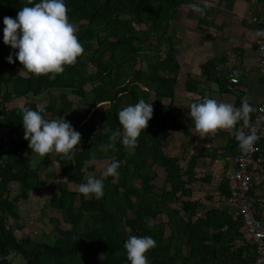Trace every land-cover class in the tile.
<instances>
[{"label":"trees","instance_id":"trees-1","mask_svg":"<svg viewBox=\"0 0 264 264\" xmlns=\"http://www.w3.org/2000/svg\"><path fill=\"white\" fill-rule=\"evenodd\" d=\"M186 1L66 0L70 22L85 21L76 30L84 52L75 64L65 66L63 73L50 79L51 74L37 77L29 72L26 76L12 73L23 66L18 60L12 64L6 60L17 50L3 42V18H15L28 0H0V131L6 129L0 137V264H15L17 258L22 260L20 264H130L124 243L131 233L151 236L156 241V247L146 253L149 264H248L254 259L255 247L246 238L239 216H232L227 204L207 209L204 217L196 216L201 202L192 198L191 186L211 180L198 171L199 159L209 156L214 160L217 150L204 147L199 156H169L162 148L173 115L179 70L173 37L167 30L177 8ZM152 37L154 45L149 43ZM140 60L145 69L137 66ZM217 64L212 59L202 66L207 81L219 83L224 77L216 71ZM184 85L186 92L200 94L191 104L206 97L198 91L196 79ZM85 86L90 89L86 91ZM42 91L49 93L46 105L27 101L22 106H9L14 99L34 97ZM67 92L79 97L75 110ZM140 99L153 102L154 111L136 147L129 149L118 141L114 149L105 148L109 135L104 129L122 131L118 111ZM165 99L169 101L165 103ZM104 103L108 106L99 111L97 106ZM37 106L45 109V119L65 117L81 133V146L72 159L59 153L54 158L51 153L41 157L29 149L21 109ZM253 115L247 125L238 123L246 128L245 133ZM215 134L225 135L221 130ZM257 145L255 158L260 148L264 157L260 138ZM239 149L233 136L224 151L233 158ZM95 160H109L108 165L113 160L120 162L118 177L100 178L104 180V196L99 200L67 187L68 182L78 186L85 183V163ZM53 161L66 181L58 182L59 194L49 204L61 211L62 222L69 228L49 218L56 231L52 242L18 239L8 219H19L16 202L40 188L39 170L48 169ZM153 167L163 170L169 189L155 192L152 182L158 170ZM48 175L53 177L51 171ZM12 182L17 183L18 193L10 198ZM231 186L224 174L218 185L220 195L227 198ZM254 188L252 184V199ZM174 201L181 205L180 211ZM17 228L21 229L19 225ZM243 252L247 258L238 261Z\"/></svg>","mask_w":264,"mask_h":264},{"label":"crops","instance_id":"crops-1","mask_svg":"<svg viewBox=\"0 0 264 264\" xmlns=\"http://www.w3.org/2000/svg\"><path fill=\"white\" fill-rule=\"evenodd\" d=\"M198 4L203 14L194 12L190 5ZM202 21V23H200ZM264 26V0H187L177 8L167 33L173 37L174 55L179 70L174 84L173 115L168 136L162 142L165 154L199 156L206 148L217 150L213 160L206 156L199 159L198 171L208 175L210 182L197 181L192 184L193 199L201 202L197 217H204L211 207H226V198L220 195L218 185L226 171H233L232 156L225 153L229 139L237 132H245L238 124L233 129H221L224 137L217 134L201 137L195 133L190 118V105L199 96L185 91V82L198 81L197 89L204 96L232 103L239 108L247 101L253 111L264 101V82L258 70L257 46L260 37L257 29ZM167 45H165L166 48ZM212 59L218 61L216 71L224 76L219 83L207 81L202 74L203 65ZM224 59V60H222ZM236 79L233 83L229 79ZM198 92V93H199ZM197 96V97H196ZM169 100L165 99V103ZM187 128V130H185ZM264 148V127L260 137ZM258 153V162L251 167L254 195V211L264 226V157ZM183 160L180 164L183 165ZM229 213L237 212L229 207ZM243 227V226H242ZM238 261L247 258L245 252Z\"/></svg>","mask_w":264,"mask_h":264},{"label":"clouds","instance_id":"clouds-1","mask_svg":"<svg viewBox=\"0 0 264 264\" xmlns=\"http://www.w3.org/2000/svg\"><path fill=\"white\" fill-rule=\"evenodd\" d=\"M190 7L194 12L203 14L204 10L198 4ZM68 12L66 0H28V4L18 11L15 18L5 16L3 42L17 50L9 54L7 62L12 64L18 60L23 69L32 75L39 77L51 74L50 79L63 73L65 66L75 64L84 48L69 20ZM255 35L264 37V29H257ZM152 103L140 99L135 104L121 108L118 120L122 131L104 129L109 135V144L105 148L114 149L119 141L126 148L134 149L138 137L153 117ZM189 109L195 133L201 137L210 136L221 129H233L241 121L247 125L253 111L247 101L237 108L232 103L209 97L191 104ZM44 112L45 109L40 106L36 109H21L24 139L29 142V149L41 157L54 152L72 159L78 151L76 146L81 142V133L65 117L45 119ZM259 138L255 127H251L248 133L235 134L242 152L251 151ZM119 167L120 162L113 160L101 175L118 177ZM78 192L99 200L104 196V180L90 176L79 185ZM154 247L156 241L151 236L131 235L124 243L130 264H149L146 253Z\"/></svg>","mask_w":264,"mask_h":264},{"label":"rangeland","instance_id":"rangeland-1","mask_svg":"<svg viewBox=\"0 0 264 264\" xmlns=\"http://www.w3.org/2000/svg\"><path fill=\"white\" fill-rule=\"evenodd\" d=\"M85 21H82L80 23H84ZM80 23H72L74 28L77 30L78 25ZM139 28V27H136ZM2 26L0 24V37H2ZM95 43V41H93ZM149 43L154 45L156 43L155 38H151L149 40ZM137 66H141L142 69L146 68V65L144 61L140 60L138 62ZM12 73L14 74H19L22 76L28 75V72L23 69V68H17L14 70ZM90 88L89 86H85V90L88 91ZM67 97L69 100L73 102V109L75 110L78 107V100L79 97L76 95L67 92ZM151 100H153V97H151ZM27 101H33L37 102L39 105H46L49 102V93L46 91H42L39 95L37 96H32V97H24V98H17L14 99L9 106H22L25 102ZM108 105L107 103L98 105L97 108L99 111H102L104 108H106ZM6 129H2L0 131V137L5 134ZM187 130V128L185 129ZM82 141V137H81ZM81 146V142L79 145H77V149H79ZM57 153H51V157L54 158V156ZM109 160H104V161H88L85 163V166L83 168L85 172V177L84 179L87 180L90 176H94L96 178H101L102 177V172L106 169L108 166ZM90 166H92L93 169H88ZM154 169L158 170L157 178L152 182L155 186L154 190L155 192H160L161 190L164 189H169V185L165 182V173L163 170H160L161 168L159 167H153ZM53 174V177L51 175H48V173ZM39 178H40V188L38 190H33L28 193V198L25 200L20 199L17 204L18 208V214H19V219L14 220L9 218L8 219V226H10L16 238L21 239V238H26L30 237L33 238L36 241H43V242H52L53 235L56 234V231L54 229L53 224L50 222L49 218L56 219L62 228H69V225L65 224L62 222V217H61V211L58 209L51 208L50 206V200L53 198H56L58 196V189L57 185L58 182H65L66 181V176L60 172L59 166L56 162L53 161L51 164V167L48 169L46 168H41L39 170ZM67 187L70 190H78V185L73 184V183H67ZM10 188V198L15 197V195L18 193V185L15 182H12L9 185ZM174 203H171L172 205L174 204L177 209L180 211V204L174 201ZM182 214V212H181ZM180 214V215H181ZM185 217V216H184ZM151 224L153 223L152 221L150 222ZM17 225L21 227L17 228ZM169 229L166 228V235H168ZM131 235H135L131 233ZM13 260V259H12ZM22 262V260H21ZM19 259L17 258L14 260L15 264H20L21 263Z\"/></svg>","mask_w":264,"mask_h":264},{"label":"built area","instance_id":"built-area-1","mask_svg":"<svg viewBox=\"0 0 264 264\" xmlns=\"http://www.w3.org/2000/svg\"><path fill=\"white\" fill-rule=\"evenodd\" d=\"M257 58L258 70L264 82V37L259 38ZM229 79L233 83L236 82L232 75L229 76ZM251 127H255L257 135L261 137L264 127V101L257 105L247 133ZM257 141L249 152H242L239 149L232 158L233 171L225 172V177L232 183L230 195L226 198V202L229 207L237 212L246 238L255 247L254 259L248 264H264V226L255 214L254 200L249 196L252 186L251 167L259 161L258 158H255V154L258 152Z\"/></svg>","mask_w":264,"mask_h":264}]
</instances>
